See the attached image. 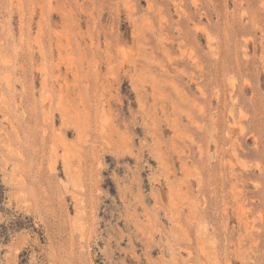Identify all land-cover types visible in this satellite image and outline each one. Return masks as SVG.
Masks as SVG:
<instances>
[{"label": "rangeland", "instance_id": "1", "mask_svg": "<svg viewBox=\"0 0 264 264\" xmlns=\"http://www.w3.org/2000/svg\"><path fill=\"white\" fill-rule=\"evenodd\" d=\"M0 264H264V0H0Z\"/></svg>", "mask_w": 264, "mask_h": 264}]
</instances>
